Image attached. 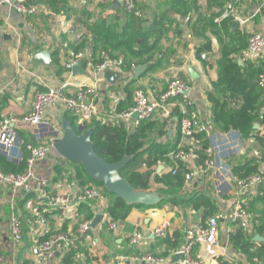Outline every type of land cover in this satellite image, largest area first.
<instances>
[{
  "label": "built area",
  "instance_id": "obj_1",
  "mask_svg": "<svg viewBox=\"0 0 264 264\" xmlns=\"http://www.w3.org/2000/svg\"><path fill=\"white\" fill-rule=\"evenodd\" d=\"M121 7L131 12L135 9L136 0H118ZM240 0L227 3L224 12L214 21L219 23L226 18L247 24L250 18L239 15ZM0 8H5L22 18V27L33 31V18L37 7L28 0H0ZM259 7L258 9H260ZM258 12V10L256 11ZM17 41L21 35L16 25H8ZM77 39L83 32L69 31ZM247 33V47L244 56L252 62L264 60V34L254 30ZM214 41V40H213ZM65 51L64 69L67 79L59 88L47 87L36 76L38 83L46 89H36L29 111L21 116L0 115V156L6 161L19 164L23 162V141L19 132L28 130L38 145L27 144L28 157L24 171L21 173H4L0 170V264H61L66 253L73 249L86 248L91 251L95 241V229L104 225L110 232L118 229L119 222L108 215L107 203L103 188L92 183L80 185L75 169L54 150L53 144L61 138L60 113L68 112L78 120V125L88 124L92 119L102 123L124 124L127 130L136 127L144 120L157 119L170 127V134L177 128L181 135L179 149L170 154L175 162L174 167L158 165L157 173L174 175L182 164L187 171L184 174L186 190L194 188L196 179L208 177L213 189L211 196L219 200L222 196L231 199V220L239 228L250 229L251 214L245 208V197L257 196L259 188L264 185V163L261 172L238 177L232 173L231 160L247 154L248 147L254 139H243L233 129L224 132L211 126V113L207 97L204 100L194 99L195 84L189 75L185 79L175 75L163 90L151 83V75H142L143 81L134 84L132 105L117 113V105L122 100V90L117 86L130 80L134 69L139 65L131 61V73L123 74L121 66L127 61V55L112 59L105 52H100L95 63L87 50L74 53L68 49V42L61 43ZM212 54V53H211ZM211 54L203 53L201 60L208 61ZM80 61L90 84L72 82V66ZM105 71L119 72L120 78L111 85L103 78ZM85 75V76H86ZM141 77H139L140 79ZM138 79V80H139ZM154 83V82H153ZM106 84V85H104ZM257 84L264 96V71L258 75ZM110 99L109 109L100 112V89ZM204 107V109H201ZM177 111L176 115L174 111ZM260 118L264 116V100L259 109ZM136 114L134 119L132 116ZM203 131L208 142V158L199 163L201 140L196 133ZM55 133V134H53ZM58 168L60 171H58ZM146 166L143 165L142 169ZM161 168L160 171H158ZM85 204L93 211L91 219H84L80 207ZM97 215H102L101 222L91 228V222ZM167 223L154 229L153 234L161 239L166 236ZM30 238L26 246L24 230ZM185 244L177 252L183 259L176 264H196L191 257L195 245L203 246L209 257L216 256L218 247L217 217H208L205 222L193 223L184 230ZM142 235L134 232L130 238L132 245L140 244ZM82 258L81 254L76 256ZM146 264H168L169 259L145 254L135 258Z\"/></svg>",
  "mask_w": 264,
  "mask_h": 264
},
{
  "label": "trees",
  "instance_id": "obj_2",
  "mask_svg": "<svg viewBox=\"0 0 264 264\" xmlns=\"http://www.w3.org/2000/svg\"><path fill=\"white\" fill-rule=\"evenodd\" d=\"M234 1L205 0L208 10L204 12L200 0H162V2H157L159 9H162L161 12L148 22L144 21L143 16L138 14L137 10L125 11L122 15L120 11H117L112 21L104 19L101 15L93 16L82 23L83 34L77 41L68 42V49L74 53L87 50L95 63L102 62L101 59H97L100 52L107 53L112 59L119 55H127V61L125 60L121 66L123 74L132 72L131 61H135L139 66H146L145 73H147L162 69L180 46L185 48L194 38L199 40L195 47V56L197 60L206 65V61L201 60L200 56L203 53H213L211 40L213 38L218 45V59L215 61L216 78L210 82V87L206 91L210 106L211 126L220 132L233 129L240 133L243 139L255 140L254 144L248 147L246 155L232 159L230 162L232 173L238 177H245L261 172L264 163V116L260 118L259 113L264 96L257 84L258 75L264 71V64L245 58L247 33L237 29L233 30L231 28L234 21L232 18L223 19L219 23L214 21L224 12L225 5ZM51 6L55 8L53 10L59 12L65 10L67 2L66 0H51ZM175 16H178L181 21L185 20L184 23L177 21ZM185 31L188 32L189 38L182 39L181 36ZM170 34L179 38L176 45L170 42ZM161 41H166L167 44L161 45ZM37 50L41 49L38 47ZM60 59L58 49L51 51L52 67L56 69L57 75L65 73L64 64ZM239 61H241L240 65ZM130 77L129 81L117 86L122 90L123 97L118 102L117 113L132 105L134 84L139 78L135 77L134 72ZM179 77L186 78L185 75H179ZM38 90L46 91L44 88H38ZM104 101V108L108 110L109 100L104 97ZM3 104L1 100V105ZM176 112L175 110V115ZM61 118L68 121L78 134V120L74 115L65 112ZM90 128L93 129L91 142L94 151L103 161L111 164L129 156V162L119 170L120 176L134 190H154L163 197V200L154 206L127 204L122 199L108 193L101 182L88 177L81 164L67 162L75 169L80 185L92 183L103 188L104 197H109V201L106 202V211L113 221L123 222L134 208H161L162 206L180 207L184 210L200 212L201 222H205L208 217L212 216L217 217V221L221 218L216 200L209 196L206 190H186L184 174L187 171L182 164H178L179 167L174 175L170 172L162 174L156 172L158 165L174 167L175 162L169 156L179 149L181 141L179 128L169 134L170 127L166 123L153 119L144 120L136 127L127 130L124 124L102 123L95 118L84 126V130ZM24 134L19 132L23 141V162L19 164L8 162L0 156L2 172L21 173L24 171V161L28 157L26 145H38L31 135L27 138ZM196 135L201 140V147L197 151L198 162L203 163L209 157L206 150L208 142L203 131H198ZM143 165L146 166L145 169H142ZM58 171H60L59 168ZM258 202L263 206L261 211L257 209ZM245 207L251 214L250 229H238L235 235L231 236L230 244L233 249L245 255L249 263L264 264V242L254 240L255 235L264 237V185L260 186L257 196L247 201ZM257 211L260 217L254 215ZM80 213L84 214V219L93 217V211L85 204L80 207ZM256 221L257 225H255ZM27 231L28 228L24 230L26 246L30 245ZM179 236L178 232L174 234L173 243L171 238H165L169 249H176ZM255 246H257L256 249H254ZM78 254H81L82 258L77 259ZM95 261L96 259L89 255L86 248L81 247L66 253L61 264H93Z\"/></svg>",
  "mask_w": 264,
  "mask_h": 264
},
{
  "label": "crops",
  "instance_id": "obj_3",
  "mask_svg": "<svg viewBox=\"0 0 264 264\" xmlns=\"http://www.w3.org/2000/svg\"><path fill=\"white\" fill-rule=\"evenodd\" d=\"M114 0H66L67 6L65 10L56 12L51 6V0H29L28 3L37 7V15L33 18L34 30L30 31L22 27V18L8 9L0 8V115L2 116H23L31 106L34 93L38 88L42 87L36 80L38 76L47 87L55 86L59 88L65 79L66 74L62 73L63 81L57 83L56 69L52 66H44L41 64H33L31 57L38 52L39 49H47L50 52L58 49L60 52V61L65 62L66 56L63 52L61 43L75 42L78 39L74 35H70L69 31H83L82 23L88 21L93 16L101 15L104 19L112 21L120 11L124 14L125 10L120 8L110 9L111 3ZM157 2L162 0H136L135 9L137 13L143 16L144 21L148 22L159 14L162 9H159ZM264 0H240L237 3L239 6L238 12L242 18H250L247 24L239 26L237 30H254L264 34ZM202 11L207 12L205 0H200ZM261 7L260 9H258ZM258 10V12H256ZM86 13V14H84ZM177 21H181L178 16H175ZM185 20L181 22L184 23ZM234 22V21H233ZM16 25L18 33L21 35V41L13 36L8 28V25ZM182 39L189 38L188 32L181 36ZM181 39L182 43L183 40ZM170 42L176 45L179 41L178 37H173L170 34ZM213 53L209 60V65L213 63L216 72L215 61L218 59V45L212 38ZM214 40V41H213ZM199 43L197 39H191L190 43L185 48L180 46L176 54L171 57L167 64L162 69L154 72H148L151 75V83L161 88L162 81L173 75L188 76V67L192 68L195 73L202 68L204 71L207 65L202 64L195 56V47ZM166 41H161V45H166ZM35 50V51H34ZM264 64V60H262ZM201 71V69H200ZM198 79L195 81L194 99L201 101L206 98L207 87ZM215 77L212 79L214 80ZM144 77L137 81L142 82ZM81 76H76L73 82H80ZM211 80V81H212ZM197 81V82H196ZM154 82V83H153ZM200 82V83H199ZM57 83V84H56ZM91 83L89 78V84ZM118 83V82H117ZM106 85V84H104ZM112 85V84H111ZM166 85V83H165ZM202 86V87H199ZM210 86V84H209ZM105 86L102 88L104 90ZM45 89V88H44ZM203 89V90H202ZM100 98V112H105L104 95L102 92ZM4 98V99H3ZM107 98V97H106ZM108 104L110 103V99ZM1 100L4 104L1 105ZM204 109V107H201ZM58 115V122L61 123V116ZM166 168V167H165ZM211 185L208 177L196 179L192 190L205 191L211 196ZM154 191V190H151ZM212 197V196H211ZM223 198H213L216 200L220 219L218 222V247L216 248V256L209 257L203 246L195 245L191 251V257L196 264H256L249 263L242 253L233 249L230 244L231 236L240 229L235 221L231 220L232 204L231 199L227 196ZM252 197H245L247 201ZM106 202L109 197H106ZM253 200V199H252ZM262 204L258 202L257 209L261 211ZM246 208V207H245ZM259 211L254 214L260 217ZM201 222V214L196 211L184 210L180 207L162 206L161 208H134L130 211L126 219L119 223L118 229L115 232H110L104 225L98 226L95 229L94 245L89 252V255L96 259L93 264H146L135 260L136 257L152 254L165 259H169L168 264H172L171 260L180 251L185 244L184 230L193 223ZM167 223L166 236L161 239L153 234L154 229ZM252 222H250L251 224ZM257 225V221L256 224ZM139 232L142 235V240L138 245H132L130 238L134 232ZM180 233L176 249L171 250L165 238H171L174 241V234ZM259 242H264V237L260 235ZM255 239V238H254ZM258 241V240H257ZM257 246L254 247L256 249Z\"/></svg>",
  "mask_w": 264,
  "mask_h": 264
},
{
  "label": "water",
  "instance_id": "obj_4",
  "mask_svg": "<svg viewBox=\"0 0 264 264\" xmlns=\"http://www.w3.org/2000/svg\"><path fill=\"white\" fill-rule=\"evenodd\" d=\"M120 7V2L118 0H114L111 3L110 9ZM231 28L233 30L238 29L239 22L234 21ZM31 62L36 65L41 64L44 66H52L51 52L47 49L40 50L31 57ZM238 64L240 65L241 61H239ZM146 69L147 67L144 65L136 67L134 69L135 77L139 78L143 73H145ZM187 71L191 80L197 79L198 75L192 68L188 67ZM71 73L73 76H85L87 74L80 61L74 63ZM103 78L109 84L114 85L119 80L120 73L105 71ZM132 117L135 119L136 114H133ZM255 128H257L256 125ZM77 133L78 134L75 133V130L68 121L61 119L62 135L61 138L53 144L54 150L59 156L68 162L81 164L88 177L101 182L108 193L122 199L127 204L154 206L163 200V197L155 191L134 190L130 184L120 176L119 170H121L129 162V156L123 157L116 163H106L94 151L93 144L91 142L93 129L90 128L84 130L83 125H78ZM160 170L161 168L158 171ZM101 219L102 215L95 216L91 222V228L95 229L101 222ZM254 240L262 241L263 239H259V237L256 236ZM182 259L183 255L178 253L173 257L171 263L176 264Z\"/></svg>",
  "mask_w": 264,
  "mask_h": 264
},
{
  "label": "rangeland",
  "instance_id": "obj_5",
  "mask_svg": "<svg viewBox=\"0 0 264 264\" xmlns=\"http://www.w3.org/2000/svg\"><path fill=\"white\" fill-rule=\"evenodd\" d=\"M263 5H264V2H263ZM206 61V60H205ZM209 61H212V60H209ZM206 65H207V69H205V71L202 69V68H200L201 69V71H200V69H199V71L197 72V74H199V77H200V79H201V82L203 83V84H201L202 86L204 85V84H206L205 86L209 89V84H210V82H211V80L215 77V68L213 67L214 65H213V63L212 64H210L209 65V62L208 61H206ZM174 77V75L172 76V77H167L166 78V80L163 82L162 81V83H161V88H159L160 90H163L165 87H166V85H165V83H168L172 78ZM67 78V76H65V79ZM81 78H82V80L80 81L81 83H84V84H89V78H90V76L89 75H86V76H81ZM56 79H57V83L58 82H60V81H63V79H64V77H61V75H58L57 77H56ZM64 79V80H65ZM197 79H198V77H197ZM196 79V80H197ZM73 82V81H72ZM197 82V81H196ZM56 83V84H57ZM74 83V82H73ZM195 83V82H194ZM200 83V82H199ZM202 86H199V87H202ZM56 87V85L55 86H52V88H55ZM207 89V90H208ZM203 90V89H202ZM100 92H102L103 94H104V90H102V88L100 89ZM102 97V94H100V98ZM18 117H21V116H18ZM23 133H25L24 135L27 137V138H30V133H29V131L28 130H23L22 131Z\"/></svg>",
  "mask_w": 264,
  "mask_h": 264
}]
</instances>
